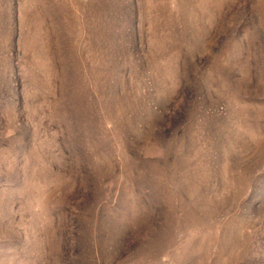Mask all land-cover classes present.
I'll list each match as a JSON object with an SVG mask.
<instances>
[{
    "label": "rangeland",
    "instance_id": "rangeland-1",
    "mask_svg": "<svg viewBox=\"0 0 264 264\" xmlns=\"http://www.w3.org/2000/svg\"><path fill=\"white\" fill-rule=\"evenodd\" d=\"M0 264H264V0H0Z\"/></svg>",
    "mask_w": 264,
    "mask_h": 264
}]
</instances>
